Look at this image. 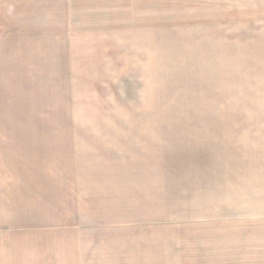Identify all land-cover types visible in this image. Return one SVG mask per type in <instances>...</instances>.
I'll use <instances>...</instances> for the list:
<instances>
[{
    "label": "rangeland",
    "instance_id": "374dc122",
    "mask_svg": "<svg viewBox=\"0 0 264 264\" xmlns=\"http://www.w3.org/2000/svg\"><path fill=\"white\" fill-rule=\"evenodd\" d=\"M0 264H264V0H0Z\"/></svg>",
    "mask_w": 264,
    "mask_h": 264
},
{
    "label": "crops",
    "instance_id": "0c3cea01",
    "mask_svg": "<svg viewBox=\"0 0 264 264\" xmlns=\"http://www.w3.org/2000/svg\"><path fill=\"white\" fill-rule=\"evenodd\" d=\"M210 2H211V1H210ZM212 3H217V2H216V1H212ZM218 3H221V4H224V3H225V4H231V5H232V4H237V3H235L234 1H232V2H231V1H226V2H218Z\"/></svg>",
    "mask_w": 264,
    "mask_h": 264
}]
</instances>
